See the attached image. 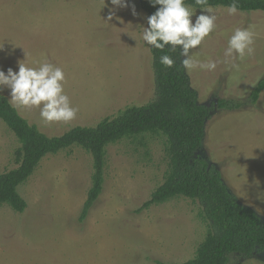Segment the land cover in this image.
Wrapping results in <instances>:
<instances>
[{
    "label": "rangeland",
    "instance_id": "1",
    "mask_svg": "<svg viewBox=\"0 0 264 264\" xmlns=\"http://www.w3.org/2000/svg\"><path fill=\"white\" fill-rule=\"evenodd\" d=\"M113 8L111 0H0V68L18 71L26 53L29 66L46 60L62 67L65 92L78 108L72 122L52 125L40 120L38 109L26 110L22 116L47 135L95 126L156 98L150 46L141 39L149 15L141 0H128L109 21ZM214 8L217 29L193 58L214 60L217 67L186 72L199 102L212 108L199 155L221 171L241 203L264 217V91L254 104L249 98L264 78V11L232 16L226 7ZM249 25L255 53L236 61L239 71L229 70L228 38L234 28ZM2 92L11 98L10 89ZM219 99L243 105L218 109ZM19 146L0 119V174L17 167ZM167 162L163 138L148 137L145 147L128 139L110 145L103 192L81 219L92 186L91 156L79 146L47 155L18 188L27 208L19 213L0 206V264H178L193 258L208 230L201 203L178 197L141 209L163 183ZM230 263L264 264V252L232 254Z\"/></svg>",
    "mask_w": 264,
    "mask_h": 264
},
{
    "label": "trees",
    "instance_id": "2",
    "mask_svg": "<svg viewBox=\"0 0 264 264\" xmlns=\"http://www.w3.org/2000/svg\"><path fill=\"white\" fill-rule=\"evenodd\" d=\"M213 7H226L232 0H208ZM185 4L200 8L196 0ZM150 16L157 8L149 0H141ZM240 11H264V0H238ZM155 75L156 98L144 105L128 106L113 118L106 117L95 126L78 125L62 135H47L36 124L18 114L0 91V119L15 134L20 146L15 151L17 167L0 174V206L9 205L23 212L27 202L19 193L44 157L79 146L92 158V186L84 203L81 219L86 218L104 189L108 147L125 139L138 146H147L148 137L164 139L168 168L164 181L151 194L141 209L161 205L178 197L198 201L208 230L193 258L178 264H231L230 256L251 258L264 252V217L251 206L241 203L224 182L221 171L206 157L203 148L207 122L212 108L199 102L197 91L182 67L178 52L150 47ZM168 54L176 61L167 68L160 57ZM264 91V78L251 91L256 103ZM243 104L219 99L218 109L235 110ZM155 264H171L155 260Z\"/></svg>",
    "mask_w": 264,
    "mask_h": 264
},
{
    "label": "clouds",
    "instance_id": "3",
    "mask_svg": "<svg viewBox=\"0 0 264 264\" xmlns=\"http://www.w3.org/2000/svg\"><path fill=\"white\" fill-rule=\"evenodd\" d=\"M149 3L153 7H159L147 17L148 26H143L141 39L144 43L161 51L167 48L170 52H178L179 56L184 57L181 63L188 73L196 69L214 71L216 61L193 58V50L201 46L217 29V10L208 0H196L201 10L199 15L185 4V0H149ZM111 5L114 8L108 16L109 21L113 19L115 10L128 7V0H111ZM225 11L232 16L240 14L238 0H232ZM133 12L135 13L134 6ZM255 35L252 25L232 30L224 51V62L229 65V70L239 71L241 65L236 61L243 62L254 55ZM27 59L26 53L23 61ZM23 61L18 63V71L9 67L5 72L0 68V91L10 89L9 105L21 115L26 110L38 109L40 120L46 125L61 122L67 124L75 120L78 108L72 105L65 92L64 69L46 60L37 67L29 66ZM160 63L171 68L176 61L172 56L164 54L160 57Z\"/></svg>",
    "mask_w": 264,
    "mask_h": 264
}]
</instances>
